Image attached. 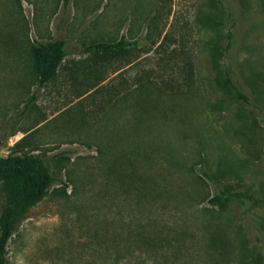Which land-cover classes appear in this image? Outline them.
Returning a JSON list of instances; mask_svg holds the SVG:
<instances>
[{
	"label": "rangeland",
	"instance_id": "1",
	"mask_svg": "<svg viewBox=\"0 0 264 264\" xmlns=\"http://www.w3.org/2000/svg\"><path fill=\"white\" fill-rule=\"evenodd\" d=\"M57 40L40 86L35 44ZM15 156L56 181L6 264H264V0H0V159Z\"/></svg>",
	"mask_w": 264,
	"mask_h": 264
},
{
	"label": "trees",
	"instance_id": "2",
	"mask_svg": "<svg viewBox=\"0 0 264 264\" xmlns=\"http://www.w3.org/2000/svg\"><path fill=\"white\" fill-rule=\"evenodd\" d=\"M71 0H65L66 5ZM130 46L124 38L115 43H99L92 45V50L118 53ZM35 53L38 58V75L40 86L49 83L56 75L66 56V44L57 40L50 44L36 43ZM227 85L236 90L230 79ZM237 96L249 103L245 95L237 92ZM0 180H5L8 206L0 219V264H6L5 251L14 235L17 223L27 215L29 210L39 203L48 193L50 186L56 181L43 165L39 156H15L0 159ZM225 194L213 198V203L220 204Z\"/></svg>",
	"mask_w": 264,
	"mask_h": 264
}]
</instances>
